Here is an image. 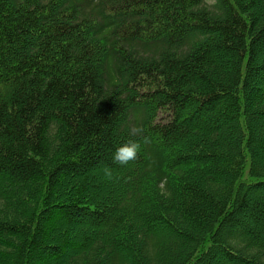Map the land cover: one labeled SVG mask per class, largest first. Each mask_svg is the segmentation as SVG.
I'll return each instance as SVG.
<instances>
[{
  "label": "trees",
  "instance_id": "trees-1",
  "mask_svg": "<svg viewBox=\"0 0 264 264\" xmlns=\"http://www.w3.org/2000/svg\"><path fill=\"white\" fill-rule=\"evenodd\" d=\"M263 79L264 0H0V264H264Z\"/></svg>",
  "mask_w": 264,
  "mask_h": 264
},
{
  "label": "clouds",
  "instance_id": "clouds-1",
  "mask_svg": "<svg viewBox=\"0 0 264 264\" xmlns=\"http://www.w3.org/2000/svg\"><path fill=\"white\" fill-rule=\"evenodd\" d=\"M143 133V128L140 126L133 127L131 129L132 135H140ZM140 143L135 140H129L120 144L113 153V162L121 165H126L129 161H132L137 158V155L140 151ZM106 177L112 176V169L109 166H105L102 169Z\"/></svg>",
  "mask_w": 264,
  "mask_h": 264
},
{
  "label": "rangeland",
  "instance_id": "rangeland-1",
  "mask_svg": "<svg viewBox=\"0 0 264 264\" xmlns=\"http://www.w3.org/2000/svg\"><path fill=\"white\" fill-rule=\"evenodd\" d=\"M256 57L259 58V55L256 54ZM263 85H264V79L261 80L260 83H258V86H263ZM115 174L117 175V173H115ZM95 175L99 181V184L104 186V187L105 186L110 187L116 183V180L109 178V177H106L104 175L103 171H99ZM56 222H58V223L61 222V219H58ZM49 261H50V259H48V258L47 259H40L36 264L45 263V262H49Z\"/></svg>",
  "mask_w": 264,
  "mask_h": 264
}]
</instances>
